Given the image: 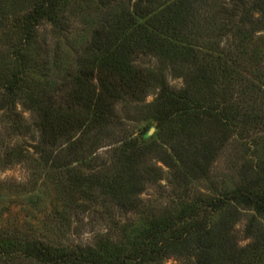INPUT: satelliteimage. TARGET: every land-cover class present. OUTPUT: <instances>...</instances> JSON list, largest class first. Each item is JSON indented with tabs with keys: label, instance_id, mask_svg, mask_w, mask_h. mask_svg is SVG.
<instances>
[{
	"label": "trees",
	"instance_id": "1",
	"mask_svg": "<svg viewBox=\"0 0 264 264\" xmlns=\"http://www.w3.org/2000/svg\"><path fill=\"white\" fill-rule=\"evenodd\" d=\"M64 7V0H0V45L7 48L0 122L9 139L19 138L28 130L23 113L32 116L34 154L58 171L65 206L104 198L133 211L145 187L162 180L155 162L188 197V185L208 177L233 137L252 142L255 159L242 166L232 191L147 217L132 236L130 223L118 240L67 245L2 231L0 264H163L172 257L183 264H264V57L249 50L264 32V0H97L95 28L73 66L55 79L39 72L35 83L36 32L42 25L64 29ZM141 55L156 66H139ZM119 109L130 121L154 124L155 135L117 138ZM9 143L7 165L24 158ZM105 146L106 167L98 162ZM241 211L253 212L245 246L235 231Z\"/></svg>",
	"mask_w": 264,
	"mask_h": 264
},
{
	"label": "rangeland",
	"instance_id": "2",
	"mask_svg": "<svg viewBox=\"0 0 264 264\" xmlns=\"http://www.w3.org/2000/svg\"><path fill=\"white\" fill-rule=\"evenodd\" d=\"M64 1L63 15L66 22L64 29L57 31L48 25H42L36 32V43L31 49V60L37 66L36 76L32 77L35 83H41L39 72L50 71V77L55 79L63 74L65 69L73 66L76 54L88 43L95 28L99 15L96 11L97 0ZM5 50L7 48L0 45V57ZM249 50L264 57L263 31L256 34ZM136 62L142 67L157 64L156 59L150 55H141ZM55 69L59 72H54ZM168 83L174 89L181 87L179 79L168 78ZM154 97L151 93L144 104L152 102ZM18 112H21L20 107ZM23 114L28 130L19 138L9 139L0 122V232L12 231L19 236L29 235L33 238L40 234L42 237L52 238L67 245H90L105 237L118 240L121 230L123 231V228L130 223L132 228L127 235L131 233L132 236L135 233L132 231L139 229L142 220L147 217L174 213L181 207V202L187 203L185 200H205L209 196L232 191L239 181L238 174L242 166L255 159L252 142L243 143L244 141L233 137L212 167L208 177L188 185V197H184L182 187L171 183L172 179L167 169L155 162V166L162 170V180L145 187L143 193L136 197L138 203L133 211L129 208H121L104 198H100L95 204L80 201L77 206L69 207L59 201L58 171L43 165L38 155L34 154L33 146L36 143L37 134L32 126L33 118L27 112ZM117 116L120 120L119 129L115 131L117 138L130 133L132 137L140 139L155 126L152 123L130 121L129 114L120 109ZM8 143L9 146L21 150L24 156L21 161L9 165L4 163V149ZM104 143L108 144V141ZM108 148L109 146L102 147L98 152L101 156L98 162L105 167L110 164ZM55 211H57V217L54 225L55 227L58 225V228L52 231L50 219L54 218ZM241 213L242 216L235 231L240 245L245 246L251 242V240H244L243 234L253 212L241 211ZM259 222L264 226V219H259ZM20 260L15 261L14 264H22ZM163 264L183 263L178 258L172 257L166 259Z\"/></svg>",
	"mask_w": 264,
	"mask_h": 264
},
{
	"label": "water",
	"instance_id": "3",
	"mask_svg": "<svg viewBox=\"0 0 264 264\" xmlns=\"http://www.w3.org/2000/svg\"><path fill=\"white\" fill-rule=\"evenodd\" d=\"M154 131H155L154 128H151L149 130V132L143 136L144 139L149 138L150 136H152L154 134Z\"/></svg>",
	"mask_w": 264,
	"mask_h": 264
}]
</instances>
